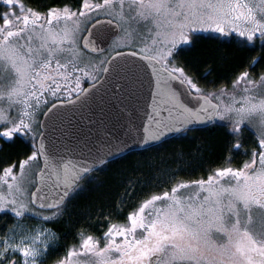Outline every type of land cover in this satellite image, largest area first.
Listing matches in <instances>:
<instances>
[{
	"label": "snow or ice",
	"instance_id": "snow-or-ice-1",
	"mask_svg": "<svg viewBox=\"0 0 264 264\" xmlns=\"http://www.w3.org/2000/svg\"><path fill=\"white\" fill-rule=\"evenodd\" d=\"M0 6V151L18 139L31 148L2 167L0 216L20 231L0 236V264H46L60 237L43 225L62 219L82 182L129 139L150 145L217 126L244 159L226 157L188 182L159 181L122 223L101 213L102 234L78 231L79 244L54 264H264V70H248L264 59V0H82L43 14L22 0ZM204 37L261 55L230 89L208 91L177 59ZM109 93V113L122 117L131 104L144 118L136 126L129 112L125 136L103 131L90 143L72 118Z\"/></svg>",
	"mask_w": 264,
	"mask_h": 264
},
{
	"label": "trees",
	"instance_id": "trees-1",
	"mask_svg": "<svg viewBox=\"0 0 264 264\" xmlns=\"http://www.w3.org/2000/svg\"><path fill=\"white\" fill-rule=\"evenodd\" d=\"M26 7L39 12L48 8L70 5L77 7L82 0H22ZM3 8L0 6V11ZM258 43V42H257ZM259 47L244 48L236 41L226 42L204 37L188 51L183 52L178 61L196 78L202 88H217L232 83L235 74L244 71L248 63L259 57ZM264 70V59H260L254 69ZM234 143L225 134L223 127H206L189 130L147 149L129 152L111 160L101 170L83 181V191L68 205L62 219L47 223L59 237V247L50 250L46 264H54L62 258L66 246L78 245V231L100 235L107 224L99 222V215L111 213V223H122L126 214L144 198L146 193H159L164 187L159 181L168 180L170 185L178 181L206 177L211 168L226 163V157L234 156L235 162L244 159L238 153L230 152ZM251 137L245 132V147L250 146ZM31 151L30 145L22 139L5 145L0 151V170L3 166L22 159ZM243 148L240 149V152ZM50 215L49 212H44ZM12 217L0 216V236H3L12 222Z\"/></svg>",
	"mask_w": 264,
	"mask_h": 264
},
{
	"label": "water",
	"instance_id": "water-1",
	"mask_svg": "<svg viewBox=\"0 0 264 264\" xmlns=\"http://www.w3.org/2000/svg\"><path fill=\"white\" fill-rule=\"evenodd\" d=\"M85 87H87V85ZM105 99L108 101V103L97 101L90 109L84 112L83 117L78 115L72 118L75 125L80 129V136L82 138L85 135L90 136V143L102 140L103 131H107L108 133L114 134L117 137L125 136L128 123L127 114L129 112L132 113V119L134 120L136 126H139L142 119L144 118L142 113L136 111L131 104L125 110V115L117 118L114 110L109 113V109L112 108L113 104H115V101L111 100V93H109V95ZM213 102L215 103V101ZM67 127L70 133L76 131V128H73L71 125H68ZM177 135L178 134H170L163 141L169 140ZM161 142H153L150 145H140L139 143H133L131 139H129V143L131 144V146L125 149L123 152L119 153L116 157L112 158V160L128 154L129 152L150 148ZM34 190L35 189L33 188V191Z\"/></svg>",
	"mask_w": 264,
	"mask_h": 264
},
{
	"label": "rangeland",
	"instance_id": "rangeland-1",
	"mask_svg": "<svg viewBox=\"0 0 264 264\" xmlns=\"http://www.w3.org/2000/svg\"><path fill=\"white\" fill-rule=\"evenodd\" d=\"M72 10H76V9H73L72 8ZM35 11V10H34ZM46 12V11H45ZM45 12H40V13H45ZM232 84V83H231ZM231 84L230 85H228L227 87L230 89L231 88ZM85 85H87V84H85ZM84 85V86H85ZM221 87V86H220ZM220 87H217V88H206V90H208V91H213V90H215V89H218V88H220ZM222 87H224V86H222ZM8 166V165H7ZM35 170L36 171H38V167H36L35 168ZM3 173H2V169L0 170V175H2ZM178 182H181V181H178ZM33 190V189H32ZM37 211H39V210H37ZM43 215H46L45 213H43ZM13 219V218H12ZM28 223L32 226V227H38L39 225H40V220H38L37 218H34V217H29V220H28ZM13 227V220H12V222H11V225L9 226V228L8 229H11ZM43 227H45V228H48V229H50L48 226H46V224L45 225H43ZM8 229L6 230L7 231V235L8 236H12V235H14V234H16L17 236H18V233H19V231H20V227H17L16 228V232L15 233H13L12 231H8ZM52 230V229H51ZM5 231V232H6ZM5 234V233H4ZM65 255V254H64ZM64 255H63V257H64ZM62 257V258H63Z\"/></svg>",
	"mask_w": 264,
	"mask_h": 264
},
{
	"label": "flooded vegetation",
	"instance_id": "flooded-vegetation-1",
	"mask_svg": "<svg viewBox=\"0 0 264 264\" xmlns=\"http://www.w3.org/2000/svg\"><path fill=\"white\" fill-rule=\"evenodd\" d=\"M82 3V2H81ZM80 3V4H81ZM80 4L77 6V7H73V6H71V8H73V9H77L79 6H80ZM62 6H64V5H62ZM62 6H56V7H62ZM33 10H35V9H33ZM36 11V10H35Z\"/></svg>",
	"mask_w": 264,
	"mask_h": 264
}]
</instances>
